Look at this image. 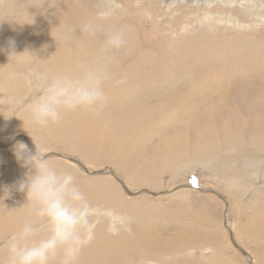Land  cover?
Wrapping results in <instances>:
<instances>
[{
    "label": "bare ground",
    "instance_id": "obj_1",
    "mask_svg": "<svg viewBox=\"0 0 264 264\" xmlns=\"http://www.w3.org/2000/svg\"><path fill=\"white\" fill-rule=\"evenodd\" d=\"M52 1L49 2L55 6L56 11L55 16H52L54 18L51 19L52 14L43 18L37 11L29 12L26 6L17 10L16 5L19 0H9L0 9V92L3 94L13 91V97H17L16 101L10 100L11 95L9 94H3L0 98V169L3 167L5 169L4 175L0 173V181H2L0 184L6 186L11 194L24 196L23 193L16 191L18 181L23 179L28 171L17 161L13 152V147L18 141H23L33 150V140L39 144L44 143L49 149L60 147L67 153L52 150L48 152V155L58 164L74 170L89 199L101 208L127 216L130 220V223L121 231L123 236L116 239L118 236L109 234L107 218L100 217L99 222L104 219L107 224L104 227L97 224L94 245H88L81 253L82 264L83 254L90 255L93 263L94 259L105 257L108 254L132 255L141 252L145 253L141 254L142 264H147L148 261L161 264L164 258L168 257L170 258L162 264L200 262L204 257L200 256L199 251L197 252L199 253L198 259H195L193 255L196 254L195 249L191 248V251L187 252L182 244L186 241L188 248L197 245L195 248L199 250L206 246L217 248L216 241L210 238L217 227L219 229L223 227L230 236L223 231V243L226 244L225 241L228 239L232 244L229 243L231 247L233 246L242 253L250 264H254V257L245 251L242 245H238L235 234L237 232L241 239L246 238L254 244L256 242L259 245L258 250L264 249V191L256 194L251 200L254 191L262 190L257 188L254 179L257 178V172L264 171V86L245 92L239 88L230 89L229 85L237 82V78L250 77L252 73L253 76L255 73L260 74L262 78L260 81L263 82L264 52L259 53L253 63L239 65L235 62L233 66H229L231 61H228L214 64L216 68H211L209 62L221 48V42L225 40L210 35L202 43L205 58L196 61L193 65L191 62L195 59L194 52L197 43L186 37L188 36L186 34L181 36L182 33L177 34L180 38L174 47L179 51L178 55L167 59L165 54H162L164 51L153 49L149 44L140 40L132 45L130 38L136 28L131 25L129 33L128 23L125 21L114 23V25L109 23L110 7L104 10L100 1L93 0L87 3V6L90 5L96 9V14L102 23L99 19L91 21L85 10L77 6L72 8L65 0ZM203 1L174 0V3L168 7L174 9L178 6L180 11L178 13L183 14L181 11L185 9L180 10L183 3L202 7L203 4L215 5L224 0H208L204 3ZM28 2L29 4L40 3L39 0ZM251 3L254 7H261L254 1ZM118 7L117 12H132L124 4V0L118 1ZM197 12H200L203 17L206 14L201 9ZM4 17H12V20L18 24L8 23ZM29 17L33 28L25 30L24 26ZM252 21L255 23L254 20ZM86 24L92 26L94 35L84 30ZM254 26L250 28V31ZM184 31L187 33L188 30ZM114 32L122 33L126 39L122 48L115 49L106 45L108 36ZM233 38L230 41L234 49H237L238 42H245L252 47H256L254 44H262L261 48L264 50V42L260 41V38L258 40L250 37ZM34 50L40 60L38 64L43 65L45 73L78 75L85 66L103 73L106 77L104 81L106 106L97 112L77 110L66 113L59 124H50L47 127L30 124L28 106L36 98L38 91L36 73L42 71L32 70L33 79L32 81L29 79L30 82H28L31 84L32 91L28 89L29 92L27 91L26 94L22 90L25 89L27 81L20 79V70L26 66V62H31L32 58H20L9 66L5 65L1 59L12 55L13 52L33 51L34 53ZM28 55L30 54L26 53V56ZM223 64L226 66L224 72L227 73L229 69L230 73L219 72ZM14 68H17L15 70L17 73L11 72V74L10 71ZM201 70H204L202 75ZM185 76L193 79L182 78ZM195 76L203 78L195 79ZM205 89H217L213 92L222 90L221 96L220 93L218 94L219 100L213 104L215 107L205 110L206 115L197 114L191 108L188 110L187 105L192 104V99L189 101L188 99L203 95ZM195 99L202 101L200 98ZM9 104L12 109L16 110L18 121L14 124L12 119L9 123L7 121L8 116L5 111L8 110ZM241 114L247 117L246 122ZM176 121L179 123L178 126L174 125ZM200 122L204 124L199 126ZM170 126L173 128L169 129ZM13 133L12 139L3 141V136ZM146 141H151L152 144L158 142L154 144V149L148 150L143 145ZM160 142L161 144H158ZM9 151L12 153L10 154ZM102 156L109 161H119L121 165L127 163L128 167H124L127 173L120 175L111 166L93 169L84 162L87 160L95 165L93 161ZM197 164L205 166L206 169L216 174L215 176L223 181L220 180L223 185L227 186L231 197L226 196L218 188L174 184V181L182 175H188L194 171ZM82 172L91 177L87 178ZM157 182L159 184L168 182L167 190L156 191ZM251 188L254 189L251 191ZM4 192L5 190L0 189V204L2 205ZM172 196L179 199L172 210V224L170 225L167 221L160 219L165 210L162 207L159 208L158 205ZM205 196H214L223 205L222 215L214 214V217L217 216L214 221L212 220L214 217L208 214L209 209L206 208L207 214L203 210L205 209L203 201H207ZM244 197H250V200L244 202ZM24 203L25 200L20 205L15 204L18 207L12 206L10 209H8L10 206L0 205V240L9 236L24 221L28 211L22 206ZM233 204L239 207V212L250 218L248 221L244 219L236 221L239 230L232 227V217L235 216ZM135 221L138 222H136L137 227L133 233L129 234L132 229L130 224ZM240 231L244 233L241 234ZM134 240L141 248L134 246ZM219 242L222 243V241ZM215 252L214 257H205L203 264H235L237 261L235 258L224 256L220 248ZM0 254V258L3 259L4 247L0 248ZM164 254H175V256ZM191 258L193 261H190ZM121 259L118 258V260Z\"/></svg>",
    "mask_w": 264,
    "mask_h": 264
},
{
    "label": "rangeland",
    "instance_id": "obj_2",
    "mask_svg": "<svg viewBox=\"0 0 264 264\" xmlns=\"http://www.w3.org/2000/svg\"><path fill=\"white\" fill-rule=\"evenodd\" d=\"M7 1H9V0H0V9H2L3 6L7 4L6 3ZM21 1H24V2H21ZM28 1H30V0H19L18 5H16L17 10H19L22 6H26V8L29 10V12L30 11L31 12L37 11L41 15V17H43V18L47 17L49 14H52L50 16V19L54 18L52 16H55L54 13L56 11V8L51 2H49L50 0H39L40 3H36V4H34V3L33 4H29L30 2H28ZM65 1H67L72 8L74 6H77L78 8L85 10V12H87L89 17L91 18V21H97V19L100 18L96 14V9L95 8H93L90 5L87 6V3H89V2L91 3L93 0H65ZM96 1H100L101 2L102 6H104V10H106L107 8L110 7V14H109L110 16H109V21H108L109 23H112L114 25V23H120V21H125V23H128L127 25H128V28H129V30H128L129 33L131 32V30H130L131 29V25L136 28L135 32L132 34V37L130 38V43L132 45H135V43L137 41L139 42V40H140L141 42L149 44V46H151L153 49L160 50L162 52L164 51V53H162V54H165L167 59H169L171 56H172V58H174V57H176L178 55L179 51L175 50L174 47L176 46V43H178L179 38H180V37H178L177 34H182V33L183 34L181 36H185V34H186V35H188L186 37H188L190 40L191 39L195 40L196 43H197L196 47H195L196 51L194 52L195 59H194L193 62H191L193 65H195L196 61L205 58L206 54H205L204 50L202 49V43L210 35L218 36V37L223 38V40H225V41L221 42V45H222L221 48L218 50L216 55H214L213 59L210 60L209 63L211 64V68H216V66L214 64L226 63L228 61H231V64L229 66H231V65L233 66L235 64V62L237 64H239V65L253 63V62H255V59L258 57V54L261 53V52H264V50L261 48L263 46L262 44H254V45H256V47H252V46H248L245 42H238L239 45H238L237 49H234L233 45H232V41H230V40L234 39L233 37H236V38H240L241 37L240 39H243L244 37L245 38L250 37V38H254V40H258L260 38L259 40L264 42V23H262L264 21L261 22V20L264 19V8H263L264 7L263 6L264 5V1L263 0H258V1L257 0H240V2L238 0H231V1L230 0H224L223 2L222 1L217 2V4H215L216 6L215 5H209V4H203L202 7L201 6L198 7L196 5L193 6L190 3H183L182 8H180V10L185 9V10L181 11V12H183V14L178 13V12H180L178 6H177V8H174V9L168 7V5H170L171 3H174V0H124V4L130 8V11H132L131 13L129 11H125L127 13H124L123 11L117 12V10L119 9L118 1H120V0H110V1L109 0H104V1L103 0H96ZM206 1H208V0H204L203 3L206 2ZM251 1H254L257 5H260L261 7H259V6L254 7V5L251 3ZM19 3L21 5H19ZM23 3H25V4H23ZM165 3H166V6H165ZM82 4H84V5H82ZM234 5H236V6H234ZM239 5L241 6V8H240ZM111 7H113V8H111ZM235 7H237V8H235ZM188 8H189V11H188ZM204 8H205V10H204ZM193 9H194V11H193ZM198 9H201V10L206 12L204 17L202 16V14L200 12H197ZM260 9H262V10H260ZM175 12H176V14H175ZM227 12H228V14H227ZM258 12H260V13H258ZM115 13H117L119 16L117 14H115ZM94 15H96V16H94ZM242 15H243V18H242ZM230 17L232 18L231 20H230ZM250 17H251V19H250ZM113 18H115V19H113ZM256 18H257V20H256ZM259 18H261V19H259ZM116 19H117V21H116ZM233 19H235V20H233ZM4 20L5 21L8 20L7 21L8 23L9 22L10 23L13 22L15 24H18V23L14 22L12 20V17H4ZM118 20H119V22H118ZM249 20H250V22H249ZM252 20H254L255 23H252L253 22ZM30 22H31V20H30V17H29L27 19L26 25L24 26L25 30H31L33 28V26L30 25ZM99 22L102 23L101 19H99ZM244 22H246V23H244ZM253 24H255V26ZM233 26H234V29H233ZM253 26H254V28L251 29L252 31H250V28H252ZM239 27H240L241 30L239 29ZM184 30H188L187 31L188 34ZM261 37H262V39H261ZM26 53H28L30 55L26 56ZM34 53H33V51L32 52L31 51H26V52L18 51V52L13 53L10 56L2 57V59H1V61H3V63L5 65L9 66L11 63L15 62L16 60H18L20 58H24V57H28V58L30 57L29 59L32 58V61H31L32 63L31 62H26V66H24V68L20 70L21 72L19 71L21 73L20 79L23 80V81H27V83L25 82V89L22 90V92H26V94H27L28 89H29V91H32V87H30L31 84L28 83V82H30V80L32 81V79H33V77H31L32 70L33 69H35V70L37 69V71L39 70V72L42 71L41 73H45V71H44L45 68L43 67V65L42 64H38V62H40V60L37 58L35 50H34ZM10 57L11 58L13 57L14 59H11ZM4 59H6V60H4ZM33 61L35 62L34 64H33ZM35 66H37V67L35 68ZM41 67H42V69H41ZM220 68L221 69H220L219 72H221L223 74H227V73L231 72V71H229V69H228L227 73L224 72L225 68H226V66H224V64ZM16 69L17 68L12 69L10 71V73L12 72V73L16 74L17 73V72H15ZM202 71H204V70H201L200 74L203 73ZM24 72H26V73H24ZM37 74H40V73H36V75ZM253 75L254 74L252 73V74H250V77L248 76V77H243V78H237V82L231 83L229 85V88L230 89L239 88L241 91H245V92H247V91H249V90H251L253 88L254 89L262 88L264 86V78H263V82H262V81H260V79L262 80L260 74L255 73V76H253ZM183 76H184V74H183ZM182 78H188L189 80L193 79V78H190V77H187V76L182 77ZM194 78L198 79V78H203V77L195 76ZM261 82L263 83V85H262ZM238 86H240V87H238ZM213 91H217V89H212V90H209V89L206 90L205 89L203 95H199L198 97H195V98H200L202 101L196 100L194 97H190L188 99V101L190 99H192V104H190V105L188 104L187 105V109L190 110V108H191L197 114L200 113V114L206 115L205 114V112H206L205 110H207L208 108L215 107L213 104L217 103L216 101L219 100V98H220V96L222 94V92H221L222 90H220L219 92H213ZM12 93H13V91H10L9 93H3V94L11 95V99L10 100L16 101L17 97H13ZM3 94H2V92H0V98L3 96ZM36 94L39 95V92L37 91ZM25 95H23V96H25ZM211 98L214 101H212ZM246 99H248L250 101L253 100L252 98H246ZM192 106H194V107H192ZM8 110L5 111L6 115L8 116V119H7L8 123L11 121V119L13 121V124L16 123L18 121L17 120L18 118H17V116L15 114L16 110L14 108L12 109L11 105L9 106ZM10 110H12V111H10ZM224 110L225 109H223V111ZM204 115H202V116H204ZM241 116H242V118H244V121L246 122L247 121V119H246L247 117L243 116V114H241ZM176 123L174 125L178 126L179 123L177 121H176ZM203 124H204L203 122H200L198 125L200 126V125H203ZM198 125H197V127H199ZM172 128H173V126H170L169 129H172ZM12 135H14V133L13 134H8V135L6 134L5 136H3V141H9L10 139H12ZM16 135H18V134H16ZM69 137H70V134H69ZM117 140L119 141V139H117ZM119 142H121V141H119ZM157 142L158 141H156L155 143H157ZM36 143L39 144L37 141H36ZM116 143H118V142H116ZM154 144H152L151 141H146L145 144H143V145H145V147L148 148V150H150V149H154ZM158 144H161V142L158 143ZM58 148L53 147L52 149H49V152L53 150L54 152L57 151V152H61V153H67L66 151H64L60 147H58ZM62 150H63V152H62ZM9 153L11 154L12 151H9ZM74 156L77 157V155H74ZM96 157H98V155ZM77 158H80V157H77ZM94 161H93V163H95V165L91 164L87 160L86 161L84 160L85 164L88 167H91L93 169H100V168H103L105 166H111L120 175L121 174L123 175L124 172H125V174L127 173L124 170V167H126V168L128 167L127 163H124V164L121 165L119 163V161H115V160H110L109 161V160L103 158V156L100 157V159L94 160ZM114 161H115V163H114ZM100 163H101V165H100ZM96 164L98 166H96ZM11 165H14V164L11 163ZM3 169H4V167H3ZM3 169L2 168L0 169V173L2 172L3 175H4L5 169L4 170ZM78 172H80V171H78ZM257 173H256L257 178L255 177V179H254L255 181L254 182H255L257 188L262 189V190L254 191L252 193V195H251V200L256 194L262 193L264 191L263 190L264 189V171L261 170L260 172H257ZM82 174H83V172H82ZM253 174H254V172H253ZM215 175L216 174H213L210 169H206L205 166H201L200 164H197L194 171H192L188 175H182L181 177H179L178 179H176L174 181V184L177 185V186L178 185L180 186L181 184L182 185L183 184H192L191 181H192L193 178H195L196 181H197L196 185H200V187L218 188L219 190H221V192L225 193L226 196H230L228 191H227L228 190L227 186L223 185V183H222L223 181L220 178H218L217 176H215ZM84 176H86V175H84ZM86 177L90 178L91 176H86ZM179 179H183V180H179ZM0 183H2V181H0ZM168 184H169L168 182H164V183H161V184H159L157 182V184L155 186V190L156 191H165V190H167L166 186ZM119 185L121 186V188L123 187L121 184H119ZM160 185H161V187H160ZM157 186H159V188ZM0 189L1 190H8V188L6 186L2 185V184H0ZM122 189H124V188H122ZM253 189L254 188H251V191ZM209 194L214 195L215 197H217L213 193H209ZM6 195H7V193L5 192L4 197ZM16 195L10 193L9 196L5 197L6 199H4V197H3V205L7 206V207L10 206L8 209L12 208V206L18 207V205H20L25 200V198H24V196H19L20 194H18L17 196ZM214 196H205L207 201H203V203L205 202V204H204V208L205 209H203V210L207 214V209H209L208 210L209 211L208 214L211 215L212 217H214L213 216L214 214L215 215L219 214V216H221L222 213H223V211H222L223 210V205L220 203L219 200L217 201V199ZM244 196H246V195H244ZM178 199L179 198H177L175 196L168 197L167 199L162 201V204L158 205L159 208L162 207L165 210L163 216L160 217V219H162L163 221H167L168 224H170V225L172 224V210L177 205L176 202L178 201ZM243 200H244V202L249 201L250 197H247V198L244 197ZM15 204H18V205H15ZM0 205H2V204H0ZM233 206L235 207V209H234L235 216L232 217V223H233L232 227L233 228H237L239 230V225L237 224L236 221H241L242 219H244V221H248V219H250V218H249L248 215H245L244 213L239 212L238 211L239 207L237 208L236 205H234V204H233ZM216 217H214V219L212 218V220L214 221ZM136 222L137 221L132 222L130 224L132 229L129 232V234L133 233L134 230H135V227H137V223L138 222L137 223ZM235 222H236V224H234ZM98 224H99V226L104 227L107 224V222H106V220L102 219V220H100V222H98ZM249 226H251L250 223H249ZM240 227H241V225H240ZM222 228L223 227H220V229L218 227L215 228L213 230L214 233H212L213 235H211L213 238L210 237L211 240H215L216 241L217 248H213V246L212 247H209V246L204 247V245H203L204 248L199 250L198 248H195L197 245H193V247H189L188 248V244H186V241L183 242L184 244H182V247L185 246L186 247L185 250H187V252H190L191 248L195 249V253L196 254H193L195 259H198V254L199 253H200L201 257H204L200 261L201 263L200 262H196V263H192V264H203L205 257H209V256L210 257H214L215 253H216L215 251H218L219 248L223 252L224 256L227 255L229 257L235 258L237 260L235 264H250L249 260L242 253L237 251L233 246L232 247L234 249L230 246L232 244L230 243V241L228 239L227 240L225 239L226 240L225 241L226 244L223 243V239H222L223 235L222 234H223V231H225V230H224V228L223 229ZM123 230H124V228L122 227V228H120V230L116 234L111 233V231H109V234L118 236L116 238V239H118V238L123 236V234L121 232ZM225 233H226V231H225ZM239 233L243 234L244 232L240 231ZM226 235L229 236L227 233H226ZM235 237H236V242L238 243V245H240V246L242 245L241 247L245 251H247L252 257H254V264H264V249L261 248L260 250H262L263 252L261 251V254H259V251H260V250H258V246L259 245L256 242L254 244V242H250L246 238H242L241 239L240 235L237 232L235 234ZM5 238L0 240V248L4 247V251H5V244H6L8 236H6ZM94 241H95V239H93L92 242L89 245H91V244L94 245L93 244ZM219 241H222L223 245H225V246H223L222 243L219 242ZM229 243H230V245H229ZM251 244H253V245H251ZM134 246L135 247H139V244L137 245V241L136 240H134ZM225 247H226V250H225ZM230 247H231V250H230ZM249 247L252 248V249H250ZM139 248H141V246ZM205 248H206V250H205ZM222 248H224V249H222ZM252 250H253V252H252ZM198 251H199V253H197ZM211 251H212V253H211ZM141 254H145V253L141 252V253L132 254V255L131 254H127L129 256H127L126 254H124V255L123 254H108L105 257H99L98 256L99 259H94L93 263H92V259H90V255H88V254H83L82 259H83V264H132V263L133 264H142L141 263L142 255ZM158 254H161V253H158ZM4 255H2L3 259H4ZM116 255L118 257H116ZM164 255H166V256H175V254H164ZM118 258H120V259L122 258V259L118 260ZM169 258L170 257L164 258V262L166 260H168ZM259 258H260V260H258ZM3 259L0 258V260H3ZM174 259H176V258H174ZM190 261H193V259L191 258ZM164 262H161V264L164 263ZM79 264H82L81 259L79 260Z\"/></svg>",
    "mask_w": 264,
    "mask_h": 264
},
{
    "label": "clouds",
    "instance_id": "obj_3",
    "mask_svg": "<svg viewBox=\"0 0 264 264\" xmlns=\"http://www.w3.org/2000/svg\"><path fill=\"white\" fill-rule=\"evenodd\" d=\"M84 30L94 35L90 24ZM125 43L120 32L110 34L106 40V45L115 49ZM35 78L39 95L28 106L33 126L59 124L66 113L97 112L106 106V77L96 69L85 66L78 75L40 73ZM33 144L34 150L23 141L13 147L17 161L28 170L16 185V191L24 194L22 206L28 211L8 236L0 264H79L81 253L94 239L100 217L107 218L113 234L130 220L94 204L74 170L55 162L44 143L33 140ZM5 192V197L10 195L8 190Z\"/></svg>",
    "mask_w": 264,
    "mask_h": 264
},
{
    "label": "snow or ice",
    "instance_id": "obj_4",
    "mask_svg": "<svg viewBox=\"0 0 264 264\" xmlns=\"http://www.w3.org/2000/svg\"><path fill=\"white\" fill-rule=\"evenodd\" d=\"M191 183H192L193 185H196V184H197V181H196V179H195V178H193V179H192V181H191Z\"/></svg>",
    "mask_w": 264,
    "mask_h": 264
}]
</instances>
